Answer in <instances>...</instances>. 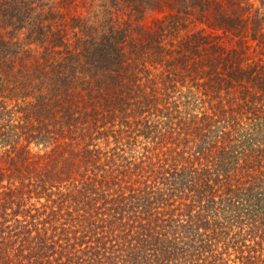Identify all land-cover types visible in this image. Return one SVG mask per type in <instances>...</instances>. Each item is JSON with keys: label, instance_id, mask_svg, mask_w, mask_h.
<instances>
[{"label": "trees", "instance_id": "16d2710c", "mask_svg": "<svg viewBox=\"0 0 264 264\" xmlns=\"http://www.w3.org/2000/svg\"><path fill=\"white\" fill-rule=\"evenodd\" d=\"M0 264H264V0H0Z\"/></svg>", "mask_w": 264, "mask_h": 264}, {"label": "rangeland", "instance_id": "374dc122", "mask_svg": "<svg viewBox=\"0 0 264 264\" xmlns=\"http://www.w3.org/2000/svg\"><path fill=\"white\" fill-rule=\"evenodd\" d=\"M76 2H80L81 0H75ZM149 20V19H148Z\"/></svg>", "mask_w": 264, "mask_h": 264}]
</instances>
